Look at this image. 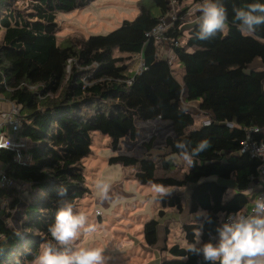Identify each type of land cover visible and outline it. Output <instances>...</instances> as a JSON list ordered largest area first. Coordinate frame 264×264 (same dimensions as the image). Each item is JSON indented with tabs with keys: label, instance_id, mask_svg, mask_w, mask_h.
I'll return each instance as SVG.
<instances>
[{
	"label": "trees",
	"instance_id": "obj_1",
	"mask_svg": "<svg viewBox=\"0 0 264 264\" xmlns=\"http://www.w3.org/2000/svg\"><path fill=\"white\" fill-rule=\"evenodd\" d=\"M93 1L0 0V71L6 80L0 93L21 106L19 135L28 143L21 162L14 150L0 149V163L17 184L0 189L10 209L0 215V264H30L29 250L51 239L47 228L54 221L59 188L67 189L66 198L75 206L89 192L83 160L91 153L92 133L109 136L116 150L122 138L135 139L137 121L160 119L183 130L165 138L163 154L154 155L150 142L142 158L118 154L109 163L134 168L140 184L191 185L190 212L203 210L212 218L211 223L197 222L204 223L203 241L214 234L221 218L251 207L247 191L260 177L261 163L241 153V142L252 127L260 128L256 139L264 141V25L243 35L232 17L234 7L264 0H222L228 26L208 41L195 38L196 22L187 35L181 32L190 0H175L180 15L168 36L179 43L173 51L184 69L182 80L165 59L156 57L158 44L146 37L170 13L169 0H151L150 7L141 4L134 20L108 34L58 43L57 15ZM137 54L145 66L139 72L131 71L127 62ZM258 59L261 69L252 67ZM185 102H197L210 123L194 128L195 118ZM202 139L210 140L211 148L179 175L177 163L168 158L178 155L176 142L190 141L195 147ZM21 186L26 189L20 191ZM21 196L25 209L15 226L9 220ZM162 206L182 211V198L172 196ZM164 213L161 209L160 215ZM158 226L156 219L144 224L149 246L158 241ZM194 227L193 221L182 225L185 240L192 241ZM180 245L166 246L170 258L161 264H203L198 257L183 260L187 253Z\"/></svg>",
	"mask_w": 264,
	"mask_h": 264
},
{
	"label": "rangeland",
	"instance_id": "obj_2",
	"mask_svg": "<svg viewBox=\"0 0 264 264\" xmlns=\"http://www.w3.org/2000/svg\"><path fill=\"white\" fill-rule=\"evenodd\" d=\"M138 1L96 0L72 12L58 14V43L64 44L67 39L72 38L79 39L89 35L110 33L118 28L124 20H133L138 15ZM142 1L146 6H151L150 0ZM20 4L23 3L20 2ZM152 11L156 13L157 9L152 8ZM190 19L191 16L187 17L184 25L189 24ZM185 41L184 37L181 43L184 44ZM127 62L131 71H135V67L138 68L140 64L138 56ZM174 72L176 77L181 80L183 70L179 63L175 64ZM187 108L195 118V126L203 124L204 116L198 109L195 106ZM137 127L135 139L129 136L122 138L116 150L112 147L109 136L97 131L93 132L91 153L83 160L86 187L89 192L78 202L77 210L87 214L90 223L95 226L96 230L82 236L79 243L85 247L104 249L105 255L108 257V264H143L144 258H141L143 252L140 244L144 223L150 219H156L159 222L158 232H163V227L166 223H170L171 218L165 221L164 217L160 215L161 203L158 200H161V197H174L178 195L176 191L182 190L177 187H173V190L165 188L170 192L159 197L154 193L153 185L140 184L135 179L134 168L109 163L108 159L118 154L142 158L146 153L145 143L150 142H152L153 154L159 155L165 138L183 130L171 122L160 119L137 121ZM170 157L177 163L179 175L188 170V166L178 155L171 154ZM98 180L110 185L109 199L100 200L96 195L95 184ZM20 188V191L26 189L25 186ZM233 192L234 190L230 189L228 195L231 196ZM186 197H188V190L185 193ZM24 209L25 202L21 196V202L12 211L9 223L19 226ZM169 209L171 207H167V210ZM96 210L100 211L101 216L95 213ZM5 211L8 212L10 209L6 206ZM176 216L179 219L181 215L178 213ZM169 231L172 241L180 243L184 240V237L181 236L183 232L180 225L174 223ZM167 258H170L168 253Z\"/></svg>",
	"mask_w": 264,
	"mask_h": 264
},
{
	"label": "clouds",
	"instance_id": "obj_3",
	"mask_svg": "<svg viewBox=\"0 0 264 264\" xmlns=\"http://www.w3.org/2000/svg\"><path fill=\"white\" fill-rule=\"evenodd\" d=\"M199 17L196 21L198 32L195 38L208 41L222 33L228 26V10L222 0H203L198 6ZM232 24L243 35L254 33L264 25V3H248L233 8ZM211 141L202 139L195 147L190 141H177L178 155L188 168L194 166L202 152L211 148ZM96 195L100 200L109 199L110 185L103 181L95 184ZM153 191L159 197L170 191L164 186L153 185ZM57 209L54 221L47 232L51 239L45 240L39 248L31 252L30 264H108L105 250L98 247H85L79 243L82 236L94 232L95 226L89 217L76 209L67 199V189L59 188ZM251 214L230 213L209 233L207 241L202 240L204 223L212 218L203 210L194 214L195 227L192 241L185 240L180 246L187 255L198 257L203 264H264V194L253 200ZM27 264V262H26Z\"/></svg>",
	"mask_w": 264,
	"mask_h": 264
},
{
	"label": "built area",
	"instance_id": "obj_4",
	"mask_svg": "<svg viewBox=\"0 0 264 264\" xmlns=\"http://www.w3.org/2000/svg\"><path fill=\"white\" fill-rule=\"evenodd\" d=\"M203 1L199 2L201 4ZM170 13L162 17L159 23L149 32L146 33V37L152 39L156 44L163 45L165 47V59L173 66L176 61V55L173 51V45L179 43L168 36V32L174 27L180 15V8L175 0H169ZM194 11V10H193ZM193 11H188L187 16H191L190 23L197 21L199 15ZM182 19V18H181ZM187 20L185 19V22ZM145 68L144 63L141 62L137 72ZM128 83H131L129 80ZM6 86V80L2 72L0 71V91L2 87ZM0 97L7 101L8 107L0 111V149L8 148L16 152V161L21 162L25 157L23 156V150L27 149V141L19 135L21 127V106L13 100L6 99L0 93ZM210 119L207 118L203 121L204 125H208ZM261 132L260 128L252 127L246 131V136L241 142V153H247L252 158L260 161V178L264 182V141L256 139V136ZM15 180L9 176L5 170L0 169V189H10L16 186ZM264 194V188L258 192L255 199ZM8 204L4 202L3 207L5 208ZM254 205L250 207L246 213L240 212L239 214L248 215L251 214ZM95 213L100 215V211L96 210ZM224 216L220 219V222L225 219Z\"/></svg>",
	"mask_w": 264,
	"mask_h": 264
},
{
	"label": "crops",
	"instance_id": "obj_5",
	"mask_svg": "<svg viewBox=\"0 0 264 264\" xmlns=\"http://www.w3.org/2000/svg\"><path fill=\"white\" fill-rule=\"evenodd\" d=\"M94 1H96V0H94ZM201 1H203V0H201ZM201 1H199V0L198 1H196V0H190V1H188L186 3V5L189 6V11L190 10H194L193 12L194 13L196 12V14L199 15L198 6L200 5L199 2H201ZM142 2H143L142 0H139L137 2L138 3V14H139V11H140V5L143 4ZM124 21H132V20H124ZM191 24H193V23H190L189 22V24H185V25L183 24V26L181 28V32H183L185 35H187V32L190 29ZM86 37H88V36H86ZM185 38H186V36H185ZM165 50L166 49H165V47L163 45H158V50H157L156 57L159 58V59L160 58L165 59V57H166ZM136 56L139 57L140 64H141V62H143L142 61L141 54L134 55L133 58H135ZM176 63H178L177 62V58H176L175 63L173 64V66H171L169 63L168 64L175 70V64ZM140 64H139L138 68L135 67V69H134L135 71H138V69L140 67ZM252 65H253L252 67H255L257 69H261V67H263L262 62L259 59L256 60L255 63L252 64ZM130 70H132L131 67H130ZM182 70H183V73H184V69L183 68H182ZM182 76H183V74H182ZM181 80H182V77H181ZM3 97H5V96L3 95ZM183 105H184L185 109L188 112H190L188 110V108H187L188 106H191V107H194L195 106L198 109V111L204 116V118H203L204 120L208 118V116H206L205 113H203V112L200 111L197 102H185V103H183ZM7 107H8L7 101L3 100L2 97H0V111L6 109ZM195 127H198V126H195L194 125V128ZM161 154H163V150L161 151ZM168 158L172 159L170 156ZM0 169L6 170L5 165L2 164V163H0ZM230 184H232V183H229V185ZM263 188H264V182L261 180L260 177L256 178L255 183L252 184V187L247 191V194L251 198V205L250 206H252V204H253L252 202L255 199V197L258 194V192L260 190H262ZM168 189H172L173 190V187H170ZM180 189H182V190L176 191L178 193V195H175V196L182 197V202H183V210L182 211H178L176 208H173V207H171V209H169V210H167V208H163L162 202L165 199H167L168 197H163V198L161 197V200L160 199L158 200L161 203V207L159 209V212H160L161 209L165 211L164 215L163 216L161 215V216L164 217L165 221L168 220V218H171V219H170V223L169 224L166 223L165 224V227H163V232H161V233L158 232V241H157L156 245L149 246L145 242L143 229L141 231V236L142 237H141V244H140V246H141V251L143 252V257H141L142 259L144 258L143 259V264H161L162 263V260L164 258H166V256H167V252H166V249H165L166 246L167 247H170L171 245H173L175 243H179V241H172V237L170 236V231L169 230H170V227L174 223H176V224H178V225H180L182 227V225L184 223H188V222H192V221L195 222L194 221V219H195L194 214L195 213H191L190 212V190L192 189V186L189 185L187 187L180 188ZM187 190H188V197L185 198V193H186ZM4 202H6V204H9V199L4 194H1L0 193V215H2L4 212H6L5 211V208L3 207ZM8 207L9 206L7 205V208ZM76 209H77V206H76ZM178 213L181 215L179 219H177V216H176ZM200 221H198V222H200ZM143 227H144V225H143ZM181 236L184 237V234H181ZM184 240L180 241V243H183Z\"/></svg>",
	"mask_w": 264,
	"mask_h": 264
}]
</instances>
